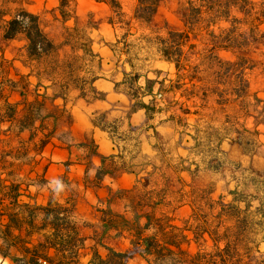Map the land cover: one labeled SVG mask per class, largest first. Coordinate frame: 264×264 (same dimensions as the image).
I'll use <instances>...</instances> for the list:
<instances>
[{
  "label": "crops",
  "instance_id": "1",
  "mask_svg": "<svg viewBox=\"0 0 264 264\" xmlns=\"http://www.w3.org/2000/svg\"><path fill=\"white\" fill-rule=\"evenodd\" d=\"M117 1L125 16L141 22L134 18L137 0ZM164 1L146 24L184 30L182 22H171L170 14L160 17ZM59 6L36 0L27 10L38 15L55 49L68 40L60 36L71 28L89 27L90 42L78 51L85 61L82 66L72 60L62 62L57 73L54 67L39 66L37 73L34 62L15 60L14 73L33 71L34 79L17 93L5 90L12 101L22 99V103L11 119L0 123V155L9 149L12 161H27V177L43 182L13 180L6 168L0 184L8 191L1 188L0 196L8 197L11 185H17L19 204L43 206L51 198L72 201L73 216L85 238L84 264L95 253L110 261L117 259L114 253H126L123 264H171L188 253L201 257V241L206 238L192 232L190 189L193 183L206 187L225 155L237 160L238 142L231 141L228 148L216 138L204 147L200 140L208 137L201 138L203 131L197 130L195 118L192 124L186 118L189 114H178L160 98L172 93L174 103L179 101L176 85L182 82L176 65L162 54L151 70L138 74L129 61L115 56L119 34L108 0H75L71 17L60 15ZM72 46V52L78 53ZM37 77L42 85L36 88ZM165 87L170 91L165 92ZM253 89L259 90L257 100L264 109V85ZM180 101L178 106L186 107ZM33 102L38 106L35 114L25 120L23 108ZM259 125L264 132V122ZM18 150L23 157L16 155ZM207 239L219 245L212 236ZM213 258L217 260V255Z\"/></svg>",
  "mask_w": 264,
  "mask_h": 264
},
{
  "label": "rangeland",
  "instance_id": "2",
  "mask_svg": "<svg viewBox=\"0 0 264 264\" xmlns=\"http://www.w3.org/2000/svg\"><path fill=\"white\" fill-rule=\"evenodd\" d=\"M51 1L54 5L60 3V15L71 17L74 14L75 0ZM35 2L0 0V92L12 90L17 93L34 79L33 71L15 74V60L35 63L36 70L39 66L46 70L54 67V73L58 72V67L61 70L62 62L72 60L82 66L85 61V56L78 51L82 44L90 42L89 27L66 30L67 34L61 35L60 39L68 40L39 58L29 55L24 35H17L11 40L3 37L4 26L10 15L20 10H29ZM191 2L198 6L200 0H165L160 17L164 19L170 14L174 25L182 22L185 28L184 15L190 12ZM221 8L224 10V7ZM208 16L204 15L199 24L193 25L195 29L186 41V38L169 36V29L163 26L133 21L113 7L119 34L114 44L115 56L124 62L129 61L138 74L151 70L155 65L161 54V40H168L170 46L185 42L182 60L176 66L182 82L176 87H180L177 92L181 99L179 101L181 104L185 101L186 107L178 106L179 101L174 103L172 93L166 96L163 94L160 98L165 99L168 106L178 114H189L186 118L192 124L195 118L199 126L197 130L203 131L201 138L208 137L207 141L200 140L204 147L210 146L209 142L216 138L225 141L224 147L229 145V148L231 141H237L240 147L237 160L231 161L225 155L218 161V171L206 187L193 183L190 189L189 196L194 209L189 219L192 232L199 238L212 236L218 240L219 245L215 246L208 239H204L206 242L202 239L201 257L199 254L194 256L188 253L185 257L183 255L182 260L171 264H264V132L259 129V123L264 122V109L261 107L263 104L257 100L256 92L259 90L253 89L254 86L262 88L264 85V0H233L228 15L217 18L216 24L210 27ZM72 44L78 53L72 52ZM9 79L12 81L9 82ZM184 83L186 86L181 87ZM39 85H42L40 80L36 88ZM164 89L165 92L170 91L168 87ZM21 100L17 102L22 103ZM3 105L4 100L1 98L0 109ZM29 105L23 108L25 120L35 114L36 102L31 108ZM15 153L18 157L24 156L20 150ZM6 168L10 169L9 177L13 180L36 184L43 182V179L37 177H27V161H12L9 149H3L0 155V173ZM4 188L2 192H7L8 189ZM1 198L4 202H0V216L4 211L16 208L4 194ZM215 254L217 260L213 258ZM168 262L165 263L170 264ZM0 264L13 263L0 255Z\"/></svg>",
  "mask_w": 264,
  "mask_h": 264
},
{
  "label": "trees",
  "instance_id": "3",
  "mask_svg": "<svg viewBox=\"0 0 264 264\" xmlns=\"http://www.w3.org/2000/svg\"><path fill=\"white\" fill-rule=\"evenodd\" d=\"M161 1L163 0H137L134 18L143 23L150 22ZM109 2L114 8L121 10L117 0ZM232 5L233 0H200L198 6L191 2L190 12L184 15V30H167L168 35L186 38L188 41L195 29L193 25L199 24L204 15L209 14L210 27L216 24L217 18L227 16ZM221 7L224 10H220ZM19 34L25 36L30 56L39 58L55 48L53 41L42 30L38 15L28 10H20L17 14L10 15L4 26L5 39L15 38ZM184 43L170 46L168 40L164 39L161 40L159 51L166 60L178 67L182 60ZM173 47L176 48L175 51L172 50ZM1 98L4 105L0 109V122H3L16 114L20 103L12 101L10 95L4 91L0 92ZM33 104L34 102L30 103L29 108ZM144 107L153 109L148 104H144ZM17 191L18 186L11 185L10 193L6 197L16 208L4 211L0 216V255L9 258L13 264H82L85 238L80 233L79 222L73 216L74 203L51 198L43 206L19 204ZM0 202H4V199L1 198ZM114 256L117 259L110 261L95 253L88 264H123L122 260L127 254L116 252Z\"/></svg>",
  "mask_w": 264,
  "mask_h": 264
}]
</instances>
